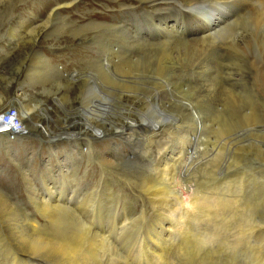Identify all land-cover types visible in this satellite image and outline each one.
I'll return each instance as SVG.
<instances>
[{"label": "rangeland", "instance_id": "374dc122", "mask_svg": "<svg viewBox=\"0 0 264 264\" xmlns=\"http://www.w3.org/2000/svg\"><path fill=\"white\" fill-rule=\"evenodd\" d=\"M71 1L75 4L57 8L58 3L64 5ZM122 1L135 4V14L130 12L127 14L126 10L115 0H0V99L3 101L2 108L18 107L19 117L26 124L25 132L17 139L21 141L8 142L4 138L5 134L0 133L1 199L6 203L10 201L7 204L16 211L18 216L15 217L20 222L22 220L23 227L28 231H30V227L27 217L29 214L36 215L41 223L42 237H50L53 240L60 239V241L71 240L70 231L82 227L86 230L90 229L91 233L98 232L105 240L107 239L105 243L107 252L114 251L113 259L123 256L120 258L122 263L125 261L123 264H142L143 262L140 261L143 255L146 256V248H155L160 251L155 239L152 240L149 236L151 234L152 238L156 237L154 234L155 225L163 224L164 228L160 230L159 236L165 238L167 235L171 236L174 232L173 226L178 223L181 228L176 227V231H178H175L172 238L166 241L167 252L173 254V261L172 259L168 260L171 263L174 262L173 264H255L257 259L260 264H264V185H262L264 184V26H260L256 31L259 20L264 16L262 2L254 0L250 2L251 6L248 5L243 9L244 11L241 10L238 14L228 17L223 27L225 32L222 30L223 32L221 31L222 33L220 32L212 43L192 44L183 41L184 44L181 45L180 42H169L168 49H173L175 44H178L180 49L184 46V49H181L183 62L177 51L175 53L178 70L176 71L177 75H173V82L177 86L181 82L185 83L188 76L192 77L196 83V92H198L201 83L207 82L209 85H214L213 88L210 86L207 90L205 89L206 93L202 89L204 92L201 94L202 100L199 96H197L199 100H192L194 110L199 111L198 114L201 116L199 117L201 122L199 127L201 128L198 129L194 137L184 141L186 142L184 152L192 153L187 154V157L192 161H186L187 164H190L189 168H185L183 165L184 167L180 166L179 170H176V178L171 181L177 180V185L167 181L168 178L158 181L160 179L158 172L159 170L163 172L164 169L160 162L165 159L166 153L174 145L175 138L186 130H195V124L183 104L181 106L178 102L169 100L171 99L170 90L160 93L158 109L152 112L156 119L169 121L168 127L166 126L155 139L147 141L139 131H136L138 137L136 139L131 135L116 136L115 132L118 133V131L113 126H109L104 137L93 138L90 144L83 135L80 137L83 142L80 140L72 142L73 145L78 144L80 149L82 146L85 147V153L82 152L81 155H78L75 151L71 152L70 149L69 140L74 136L65 134L59 139L56 138L55 141H59L54 143L44 132L42 122L44 125H51L53 129H56L58 125L62 127V130L64 129L65 125L62 122L65 116L64 107H66L74 109L72 111V115H74L70 117L72 122L80 120L79 123H74L71 127L73 134L78 132L79 136L82 133L93 135L92 131L87 130V126L82 120L83 117L77 115L75 109L82 105L81 96L85 91L84 81L87 75L91 76L92 88L95 87L96 94L103 100L110 102V100L114 101L119 97L115 84H110L112 81H106L108 84L104 83L108 76L99 64L101 59L113 53L104 46L106 43L108 44L109 41L118 43L116 46L118 55L127 57L130 62H133L135 58L139 61V57L145 56L143 50L138 48L139 46H135L138 43H133L134 36L143 42L144 45L141 44V46L146 49H150L152 45L155 48L156 43L162 41L157 28L153 26L152 19L150 21L142 20L139 23H134L135 21L132 20L136 16V5L137 15H140L141 18L143 7L149 9L148 2L145 0V2ZM139 2L143 3L142 8L139 7ZM204 2L200 1L195 4L199 6V8H195V13L202 16L201 18H204L209 10V3ZM160 6L165 7L164 5ZM183 12L185 17L179 10L170 11V13H176L179 16L173 14L176 15L175 19L173 15L172 18L169 16V25L175 26L178 31L183 29L181 34L189 30L190 33L186 34L194 36L200 33L199 35H203L204 29L191 24V12L188 10H183ZM123 14L127 19L124 23L127 25V31H122H125L126 34L119 31L118 28L112 27L114 24L119 25V19L123 17ZM254 14L259 16L255 17L258 21L253 19ZM249 19L250 21H248ZM113 29L118 30L115 32ZM159 29L163 32L164 28L159 26ZM198 29L200 32L196 33ZM242 29L243 31H241ZM227 32H230L229 35ZM244 37H246L245 40ZM261 44L263 45L262 49L259 48ZM214 47L217 49L215 50ZM104 50L109 52L106 53ZM232 52L234 53L232 54ZM205 54L206 56H204ZM239 55L240 58H238ZM194 60L196 61L194 62ZM200 63L205 66L206 76L202 77L205 81L198 74ZM144 67L151 70L154 65L146 64ZM234 68L235 72H233ZM183 69H190L194 74L185 75ZM72 72H79V74L74 73L77 76L87 75H80V80L75 82L71 78L72 76L70 77ZM236 72L238 73L236 74ZM58 83H63L64 88H61L62 86ZM65 87L67 88L65 89ZM142 89L153 93L156 91V86L152 82L143 83ZM185 89H187L186 86ZM57 90L59 91L57 92ZM164 93L168 94L170 98H167ZM128 96V94L124 96V101L132 100ZM136 104L149 107L145 102L136 101ZM34 106L47 108L51 118L38 111L32 114V119L24 117L23 111L34 109ZM133 116L139 120L136 114ZM172 119H175L174 122L170 121ZM37 121L40 124L34 125ZM72 155L74 156L73 160ZM170 171L167 173L169 177L172 175V171ZM143 181L162 183L161 188L168 189V191L164 190L166 191L164 194L168 198L164 202H160L159 199L162 196L156 197L152 195L153 193L144 191ZM48 184L53 189H46ZM229 187L235 191L234 195L240 198L237 200L234 197V203L222 205V209L220 208L216 213L212 211L211 214L203 212L204 208L200 209V207H205V201H200V207H198L197 201V208L192 210L193 203L189 202L188 195L184 194L189 193V197L193 195L191 199L193 198L194 201V197L196 198L199 194L202 195L207 191L203 195L206 199L207 197L211 199L214 196L222 195ZM181 188L186 191L182 193ZM33 192H36L37 197L41 195L48 201L54 200L61 206L71 208L74 215L59 213L60 215L56 216L55 221L48 222L40 215L33 199ZM50 192H54L55 197ZM237 192L240 194L238 195ZM180 195L190 204H182V208L179 207L176 212L173 210L175 206L170 203V200L176 203L181 202V198H178ZM247 196L249 199L244 200ZM246 200L248 201L246 202ZM249 201L251 204L248 203ZM84 202L85 206L81 207ZM250 206L255 207L253 209ZM167 208H170L169 211L166 210ZM182 213L185 216L181 221L176 216ZM164 215V219H169L168 215L170 220H163ZM8 218L3 220L0 217V264H11L10 254L15 252L11 244L14 242L12 237L15 238L16 235L13 231L11 216ZM56 221L59 225L56 224ZM75 222L76 224H74ZM122 223L126 225L123 228H121ZM255 224L259 225L255 226ZM182 226L186 229L183 230ZM253 226H258V229ZM61 232H64L66 236L63 237ZM10 233H12V237ZM262 235L263 237H261ZM177 250H180L183 255L181 256V252ZM257 251L259 255H257ZM23 255L26 256L25 254L19 255L18 258L16 257L17 260H21ZM138 259L140 261L137 262ZM118 264L120 263L118 262Z\"/></svg>", "mask_w": 264, "mask_h": 264}, {"label": "bare ground", "instance_id": "6f19581e", "mask_svg": "<svg viewBox=\"0 0 264 264\" xmlns=\"http://www.w3.org/2000/svg\"><path fill=\"white\" fill-rule=\"evenodd\" d=\"M117 2L118 5H120L122 8H124L126 10V13L128 14L129 12L132 14L134 13V5L135 4H128L125 1L122 0H115ZM139 1H144V0H139ZM146 2H148L149 4V9L148 8H144L143 7V3L139 2V7H143V12L141 14V18L139 17L140 15H137V5L135 7V12H136V16L133 17V21H135L134 23H139L142 20H148L150 21V19L153 20V26H155L157 28V32L159 33L162 41L160 40L159 42L156 43V47L154 48L153 45L151 46L150 49H146L144 48V46H141V44H143L142 41L137 40V36H134L135 40H134V44L138 43L135 46H139L138 48L142 49L145 56H141L138 58L139 61L135 60L133 62H130L128 60V58L124 57V56H120L118 55V50H116V46L118 43H116L115 41H109V43L105 44L104 46L107 47L110 51H112V54L107 55L105 58L101 59L99 61L100 67L103 70V72L106 74V76H108L107 80H104L106 84H108L106 81H112L110 82V84H115V87L118 89V95L119 97L117 98V100H110L106 101L103 100L101 97H99L96 94V89L94 87V89L92 88V79L91 76L87 75V74H83L81 76H86L85 79V94L83 92L82 96H81V106L78 107L77 109H75V111L77 112V115H81L83 118V122L86 124L87 126V130L88 131H92L93 135H89V134H81L79 136L80 133H74L71 131V127L73 126L74 123H79L80 120H73V122L70 120L73 115H72V111H74V109H69L64 107L65 109V116L63 117V122L62 124H64L65 126L63 127L64 129L62 130L61 126H57L56 129H53L51 125H44L43 122L41 123L43 126V130L45 133L48 134L49 138L52 139V141L55 143L59 140L55 139H59L61 137H63V135L65 134H70V136H74L72 137V139H70V149L71 152L75 151L78 155L82 154V152H84L85 147L82 146V148L80 149L79 145H73L72 142H74L75 140H80L83 142V140L80 138L82 135L85 136L84 138H86V141L89 142V144L92 142L93 138H98L99 136L104 137L105 131L109 129V126H113L115 128V130L118 131V133L115 132L116 136H125V135H131V137L133 138H138L137 137V132H142L141 134H143L144 137H146L147 141L155 139V137L162 132V130H164L167 126V123H169V121L166 120H158L156 119V117L152 114V112H154L155 110L158 109L159 106V100L161 99V92H163L164 90H170L171 93V99L169 100H174L175 102H178V104H182L186 107L185 109L187 110V112L191 115V118H193V122L195 124L194 128L195 130H189L183 133H180L178 135V137L175 138V142L174 145L170 148V150L168 151V153H166L165 159L161 160L160 164L161 166L164 167L163 172L160 171L159 169V180L161 179H166L168 178L167 181H171V179L176 178V170L178 168H180V166L185 165V168H189L190 164L188 165L186 163L187 160H191V158L187 157V154L190 153V151L188 153L184 152L185 149V144L186 142L185 139H190L192 138V136L194 137L195 133L198 132V129L201 128L200 126V119L199 117V111H195L193 106H192V100H197L199 96L201 99V94H203L204 92L202 91V89H204L205 93L208 87H212L214 85H209L207 82L205 84H200L201 86L198 87V92H196V88L195 85L196 83H194V80L192 77L188 76V80H186L185 83H180L178 86L176 85V83L173 82V75H177L176 71L177 69V59L175 57V53L177 51L178 55L180 56V60L183 62V59L181 57V49L184 47H180L177 46L175 44V47H173V49H168V45L169 42L174 41V42H180L181 45L184 44L182 43L183 41H186L188 43H192V44H196V43H200V44H207V43H212L216 40L217 36L219 35V33L223 30L224 25L226 24V21L228 19V17L232 16L233 14H238L239 11L243 10L245 7H247L248 5H250V2L254 1V0H145ZM144 1V2H145ZM200 1H207L209 4V10L208 13L206 14V16L204 18H201L200 16H198L195 11H196V7L199 8L198 2ZM260 1V3H263L264 6V0H258ZM205 3V2H204ZM72 5L75 4L74 2H70V3H65L64 5L58 3L57 8L62 7V6H66V5ZM79 4V3H78ZM203 4V3H202ZM160 5H164L165 7H161ZM148 6V5H147ZM181 6V7H179ZM204 6V5H203ZM206 6V5H205ZM251 6V5H250ZM262 6V8H263ZM56 8V9H57ZM172 10H179L181 12V15H184V11H189L191 12V24L200 28V29H204L205 33L203 35H199L200 33V29H198V31L196 33L199 34H195L194 36L191 34H186V33H190V31L188 30L187 32H185L184 34H181L182 30L178 31L175 26H171L168 23V17L170 16L172 18L173 14L176 13H170V11ZM205 10V8H204ZM252 10V9H251ZM262 10V9H261ZM244 11V10H243ZM258 12V11H257ZM264 13V9L263 12ZM187 14V13H186ZM240 14V13H239ZM250 14V13H249ZM252 14V13H251ZM257 14V13H256ZM167 15V16H165ZM177 15V14H176ZM176 15H173L174 19L176 17ZM255 15V14H254ZM260 15V14H259ZM264 15V14H263ZM262 15V16H263ZM133 16V15H132ZM179 16V15H177ZM258 16V15H257ZM256 15L254 16V20H257L255 17H257ZM261 16V17H262ZM259 17V16H258ZM236 18V17H235ZM184 19V18H183ZM182 19V20H183ZM234 19V18H231ZM248 19V18H247ZM130 20V19H129ZM236 20V19H235ZM253 20V21H254ZM127 21L125 15L123 14V17L121 19H119V25L118 24H114L112 27L118 28L119 31L122 30H126L127 25H124V23ZM233 21V20H232ZM250 21V19L248 20ZM258 21V20H257ZM254 21V22H257ZM259 24L257 25L256 31L259 30L260 26H264V16L261 18V20H259ZM184 22V21H183ZM235 22V21H234ZM236 23V22H235ZM159 24V25H158ZM181 24V23H180ZM229 24V22H228ZM249 24V23H248ZM257 24V23H256ZM112 25V24H110ZM231 25V24H230ZM237 25V24H236ZM159 26L163 29V32H161V30L159 29ZM201 26V27H200ZM34 27V26H33ZM111 28V26H108ZM167 27V28H166ZM179 27V26H178ZM236 27V26H235ZM234 27V28H235ZM245 27V26H244ZM117 29V30H118ZM154 29V28H153ZM238 29V28H237ZM263 29V28H262ZM114 30V29H113ZM116 30V31H117ZM235 30V29H234ZM36 31V30H35ZM115 31V30H114ZM113 31V32H114ZM115 31V32H116ZM125 31H122L125 33ZM224 31V30H223ZM222 31V32H223ZM243 31V29L241 30ZM240 31V32H241ZM262 31V30H261ZM264 31V29H263ZM207 32V33H206ZM221 32V33H222ZM225 32V31H224ZM254 32V31H253ZM118 33V32H117ZM121 33V32H120ZM193 33V32H192ZM228 33V32H227ZM230 33V32H229ZM228 33V35H229ZM242 33V32H241ZM240 33V34H241ZM245 33V32H244ZM264 33V32H263ZM126 34V33H125ZM243 34V33H242ZM247 34V33H245ZM252 34V33H251ZM116 35V34H115ZM158 35V34H157ZM156 35V36H157ZM158 35V36H159ZM199 35V36H198ZM222 35V34H221ZM231 35V34H230ZM196 36V37H195ZM223 36V35H222ZM226 36V35H225ZM241 36V35H240ZM184 37V38H183ZM185 37H189V38H185ZM239 37V36H238ZM258 37V36H257ZM127 38V37H126ZM147 38V37H146ZM230 38V36H229ZM227 37V39H229ZM233 38V37H232ZM248 38V37H247ZM252 38V37H251ZM260 38V37H259ZM118 39V38H117ZM238 39V38H236ZM246 39V37H244V40ZM253 39V38H252ZM261 39V38H260ZM259 39V40H260ZM141 40V38H140ZM145 40V39H144ZM221 40V39H220ZM224 40V39H222ZM232 40V39H231ZM242 41V39H240ZM239 40V41H240ZM243 40V41H244ZM118 41V40H117ZM233 41V40H232ZM106 42V41H105ZM145 42V41H144ZM173 42V43H174ZM225 42V41H222ZM222 42H220L222 45ZM234 42V41H233ZM236 42V41H235ZM245 42V41H244ZM261 42V41H260ZM263 42V41H262ZM120 43V42H119ZM123 43V42H122ZM149 43V42H148ZM154 43V42H153ZM152 43V44H153ZM218 43V42H217ZM249 43V42H248ZM259 43V42H258ZM264 43V42H263ZM146 44V43H145ZM172 44V43H171ZM133 45V44H132ZM144 45V44H143ZM180 45V46H181ZM212 45V44H211ZM214 45V44H213ZM219 45V44H218ZM231 45V44H230ZM260 45V44H258ZM129 46V45H128ZM146 46V45H145ZM199 46V45H198ZM209 46V45H208ZM215 46V45H214ZM252 46V45H251ZM119 48H122L120 46H118ZM134 47V45H133ZM187 47V46H186ZM201 47V46H200ZM232 47V46H231ZM234 47V45H233ZM259 47V46H258ZM263 48V45L261 44V46L259 48ZM129 48V47H128ZM130 48H132L130 46ZM149 48V47H148ZM215 48V47H214ZM212 48V49H214ZM218 48V46H217ZM215 48V50L217 49ZM222 48V46H221ZM220 48V49H221ZM225 48V47H224ZM261 48V49H262ZM184 49V48H183ZM188 49V48H187ZM211 49V48H210ZM209 49V50H210ZM255 49V48H254ZM260 49V50H261ZM219 50V49H218ZM228 50V49H227ZM241 50V49H240ZM247 50V49H246ZM105 51V50H104ZM138 51V50H137ZM212 51V50H211ZM233 51V50H230ZM258 51V50H257ZM106 53L109 51H105ZM142 52V51H141ZM140 52V53H141ZM201 52V51H200ZM208 52V50H207ZM236 52V51H235ZM238 52V51H237ZM261 52V51H260ZM195 53V52H194ZM193 53V54H194ZM209 53V52H208ZM207 53V54H208ZM217 53H222V52H217ZM227 53V51H226ZM234 52H232L233 54ZM196 54V53H195ZM202 54V53H201ZM236 54V53H235ZM263 54V53H261ZM142 55V54H141ZM253 55V54H252ZM206 56V54L204 55ZM203 56V58H204ZM213 56V55H212ZM225 56V55H224ZM248 56V55H247ZM41 57V56H40ZM191 57V56H190ZM210 57V56H209ZM222 57V56H221ZM144 58V59H143ZM192 58V57H191ZM190 58V59H191ZM194 58V57H193ZM201 58V57H200ZM212 58H217V57H212ZM211 58V60H212ZM240 58V55L239 57ZM257 58V57H256ZM142 59V60H141ZM209 59V58H208ZM226 59V58H225ZM232 59V56H231ZM197 60V59H196ZM194 60V62L196 61ZM199 60V59H198ZM205 60V59H204ZM215 60V59H214ZM213 60V61H214ZM202 61V60H201ZM208 61V60H207ZM223 61V60H222ZM189 62V61H186ZM210 62V61H208ZM238 63V61H236ZM245 62V61H244ZM191 63V62H190ZM189 63V64H190ZM212 63V62H211ZM262 63V62H261ZM147 65H154L153 69L149 70L147 68H145L144 66ZM195 64V63H194ZM205 64V63H204ZM222 64V63H221ZM226 64V63H225ZM259 64V63H258ZM180 65V64H179ZM207 65V63H206ZM230 65V64H229ZM49 66V65H48ZM232 66V65H230ZM233 66H235L233 64ZM242 66V65H241ZM244 66V65H243ZM259 66V65H258ZM190 67V66H188ZM192 67V66H191ZM195 68V66H193ZM210 67V66H209ZM213 67V66H212ZM229 67V66H228ZM227 67V68H228ZM124 68L125 70L121 69ZM187 68V67H186ZM216 68V67H215ZM230 68V67H229ZM196 69V68H195ZM213 69V68H212ZM211 69V70H212ZM219 69V68H218ZM222 69V68H221ZM220 69V70H221ZM217 71V68L215 69ZM224 70V69H223ZM242 70V69H241ZM77 71V70H76ZM184 74L185 75H191L193 73L192 70H187V69H183ZM196 71V70H195ZM213 71V70H212ZM239 71V70H238ZM220 72V71H219ZM233 72H235V68L233 70ZM74 73H78L79 72H72L70 74V77L73 78V81L77 82L80 80V75L77 76V74ZM218 73V72H217ZM238 72H236L237 74ZM74 74V75H73ZM194 74V73H193ZM198 74L202 77L205 78L206 76V70H205V66L203 65V63L199 64V71ZM211 74V73H210ZM231 74V73H230ZM179 75V74H178ZM216 75V74H215ZM181 76V75H180ZM234 76V75H233ZM76 77H79L78 79H75ZM114 77V79H113ZM195 77V76H194ZM215 77V76H214ZM191 78V80H190ZM202 78V79H204ZM210 78V76H209ZM213 78V77H212ZM83 79V78H82ZM81 79V80H82ZM162 79V80H159ZM185 79V78H184ZM198 79V78H197ZM211 79V78H210ZM216 79V78H215ZM235 80V79H234ZM200 81V79H199ZM199 81H197V83L199 84ZM205 81V79H204ZM238 81V80H237ZM256 81V80H255ZM152 82V84H154L156 86V91L153 93L147 92L146 90L142 89V85L147 84ZM184 82V81H183ZM209 82V81H208ZM257 82V81H256ZM211 83V82H209ZM225 83V82H224ZM232 83V82H231ZM235 83V82H234ZM159 84V86H158ZM220 84V82H219ZM222 84V83H221ZM245 84V83H244ZM58 85H61V88H64L63 83H58ZM65 85V84H64ZM174 85V86H173ZM218 85V84H215ZM223 85V84H222ZM261 85V84H260ZM146 86V85H145ZM144 86V87H145ZM185 86L187 89H185ZM68 87V86H67ZM65 87V89L67 88ZM232 87V86H231ZM60 88V89H61ZM92 88V89H91ZM213 88V87H212ZM211 88V89H212ZM59 89V90H60ZM206 89V90H205ZM220 89V88H219ZM218 89V90H219ZM57 90V92L59 91ZM83 90V89H82ZM153 90V88H152ZM172 90V91H171ZM213 90V89H212ZM211 90V91H212ZM226 90V89H225ZM229 90V89H228ZM260 90V89H259ZM262 90V89H261ZM210 91V92H211ZM216 91V90H215ZM203 92V93H202ZM208 92V91H207ZM217 92V91H216ZM56 93V92H55ZM87 93V94H86ZM150 93V94H149ZM176 93V95H175ZM263 93V92H262ZM62 94V93H61ZM67 94V93H66ZM127 94L129 95L128 97L132 98V100H126L124 101V96ZM167 98H170L168 94L164 93ZM264 94V93H263ZM86 95V97H85ZM60 96V95H59ZM211 96V95H210ZM68 97V96H67ZM12 99V98H11ZM20 99V98H19ZM164 99V98H163ZM203 99V98H202ZM201 99V100H202ZM207 99V98H206ZM63 100V99H62ZM199 100V99H198ZM14 101V100H13ZM16 101V100H15ZM137 102H145V104L149 105V107H146V105L143 106H138L136 104ZM208 101H211L208 99ZM188 102V103H185ZM3 101H1L0 99V114L5 111L8 107H3ZM64 106V105H62ZM195 106V105H194ZM15 107V106H14ZM18 108V107H17ZM2 110V111H1ZM41 112L42 114L44 113V115H46L48 118H51V115L49 114V111L47 108H42L40 106H34V109L31 110H27L25 109L23 111V115L26 118H30L32 119V114H34L35 112ZM186 113V112H185ZM133 114H136L139 117V120L137 118H135L133 116ZM188 115V114H187ZM186 116V115H185ZM62 118V117H61ZM53 119V118H52ZM176 119V118H175ZM175 119L170 120L171 122H174ZM23 122V132L18 135V137H16L15 140L11 141V140H7L9 142H14L16 141L24 132H25V126L26 124L24 123L23 120H21ZM82 122V123H83ZM37 123H39V121L35 122L34 125H36ZM40 124V123H39ZM38 126V125H37ZM181 126V125H180ZM168 127V126H167ZM67 130V131H66ZM42 131V130H41ZM137 131V132H136ZM172 131V130H171ZM136 132V134L134 135V133ZM5 134V136H7V134L5 132H0ZM171 134V133H170ZM198 134V133H197ZM75 135H78L79 137H75ZM82 136V137H83ZM141 136V135H140ZM189 137V138H188ZM198 137V136H197ZM83 138V139H84ZM142 138V137H141ZM159 138V137H158ZM66 139V138H65ZM194 139V138H193ZM141 140V139H139ZM52 142V143H53ZM189 142V141H188ZM85 143V142H84ZM151 143V142H150ZM172 143V142H171ZM235 143V142H234ZM152 144V143H151ZM190 144V143H188ZM89 146V145H87ZM190 147V145H189ZM88 148V147H87ZM115 148V146H114ZM187 148V147H186ZM164 149H168V148H164ZM152 150V149H151ZM150 150V151H151ZM187 150V149H186ZM167 151V150H166ZM188 151V150H187ZM91 152V151H90ZM85 153V152H84ZM194 154V153H193ZM99 155V154H98ZM123 155V154H122ZM125 156V155H124ZM164 156V155H163ZM108 157V156H107ZM74 156L72 155V160H73ZM193 158V157H192ZM102 159V158H101ZM110 159V158H109ZM124 159V158H123ZM107 160V159H106ZM128 160V159H127ZM76 161V160H75ZM81 161V160H80ZM79 161V162H80ZM82 162V161H81ZM186 163V164H185ZM77 166V165H76ZM184 167V166H183ZM171 170L170 172L172 173L171 177L168 176V171ZM179 170V169H178ZM189 171V170H188ZM156 172V171H155ZM169 172V174H170ZM186 172V171H185ZM78 173V172H77ZM184 174V173H183ZM156 175H158L156 173ZM69 179V178H68ZM74 180V179H72ZM242 180V179H241ZM44 181V180H43ZM156 181V180H155ZM162 181V180H161ZM179 181V180H178ZM187 181V179H186ZM109 182V181H107ZM173 184L177 185V180L176 181H171ZM170 182V183H171ZM62 183V181H61ZM208 183V182H207ZM227 183V182H226ZM107 184V183H106ZM204 184V183H203ZM231 184V183H230ZM237 184V183H236ZM239 184V183H238ZM242 184V183H241ZM49 185V184H48ZM46 186V189L50 190L52 187ZM218 185V184H217ZM229 185V184H226ZM234 185V183H233ZM243 185V184H242ZM264 185V184H262ZM162 183L159 184V182H151V181H143V189L144 191L147 190L149 193H153L152 195H155L156 197H161L159 200H161L160 202H164V200L168 197L165 196L164 190H167V188H161ZM171 186V185H170ZM208 186V185H207ZM230 186V185H229ZM237 186V185H236ZM145 187V188H144ZM169 187V185H168ZM175 187V186H174ZM219 187V186H218ZM155 188V189H154ZM172 188V187H171ZM230 188V187H229ZM226 189V192H224L222 194L220 188V192L222 195H218V196H214L212 197L211 195V199H209L207 197V199L204 197L203 193L202 195L199 194L198 196H196V198L194 197V201L191 199V197L193 196L191 193V197H189V193H184L186 190L182 189V193L188 195V199L189 202L193 203V208H197L196 202L198 203V207L201 206V202L200 201H205L206 203L204 204L205 207H200V209L204 208L203 212H207V214H211L212 211L213 212H218L221 208L222 205H228V203H234V197H236L235 191H232L231 188ZM241 188V187H240ZM53 189V188H52ZM212 189V188H210ZM209 189V191H210ZM214 189V188H213ZM212 189V190H213ZM218 189V188H217ZM154 190V191H153ZM204 190V189H203ZM224 190V189H223ZM243 190V188H242ZM240 190V191H242ZM33 191V190H32ZM52 191V190H51ZM146 191V192H147ZM178 191V190H177ZM205 191V190H204ZM215 191V190H214ZM199 192H201L199 190ZM218 192V190H217ZM244 192V190H243ZM34 193V197L33 199L35 200V204L39 209V213L40 215L46 219L48 222H53L55 221L57 218L56 216H59L61 213L64 215H74V212H72L73 210H71V208L69 207H64L61 206L57 203H55V201H48L46 197H42L41 195L37 197V195H35L36 192ZM207 193V191L205 192ZM204 193V194H205ZM212 193H215L212 191ZM50 194L54 195V192H50ZM148 194V193H147ZM179 194V193H177ZM176 194V195H177ZM220 194V193H219ZM238 194V192H237ZM236 194V195H237ZM240 194V193H239ZM238 194V195H239ZM243 194V193H242ZM90 195V194H89ZM167 195V194H166ZM197 195V194H196ZM207 195V194H206ZM237 195V196H238ZM261 195V194H260ZM1 196H2V192H1ZM0 196V217L3 218V220H7L9 219L8 217L11 216V220L13 221V231L15 232V238L12 237V233L11 237L12 240L14 241L13 244H11L13 250L19 254H25L26 256H24L21 260H17V258L19 257V255H17L15 252H11L10 254V261L11 264H30L31 262H33V264H118V262L120 264H123L121 262V257H119V259H117L115 257V259H113L114 257L113 252H107V247L105 246L106 240L104 239V237H102V235L97 233H91L89 230H86L84 227H79L81 229H75L70 231L69 234H71V240H62L60 241V239H56L53 240L50 237H42L41 236V230H40V225L41 223L39 222V220L37 219L36 215L34 214H29V216L27 217L28 222L29 223V227H30V231H28L25 227H23V223L22 220L21 222L19 221V219H17L15 216H18V214L16 213V211L7 203L10 202L8 201L7 203L5 201H3L1 199ZM105 196V195H103ZM195 196V194H194ZM244 196V195H243ZM262 196V195H261ZM55 197V195H54ZM149 197V196H148ZM153 197V196H152ZM264 197V196H263ZM57 198V197H56ZM174 198V197H173ZM181 202L179 201L178 203L176 202H172L170 200V203H173V206H175V208H173V210H175L176 212L179 210V207L182 208V204H190L189 202H187L188 200L183 198L181 195ZM237 198V197H236ZM240 198V197H238ZM237 198V200H238ZM243 198V197H242ZM248 198L245 197L244 200ZM93 199V198H92ZM249 199V198H248ZM109 200V198H108ZM120 200V199H119ZM169 200V199H168ZM242 200V199H241ZM243 200V201H244ZM156 201V200H155ZM167 201V200H166ZM248 200H246L247 202ZM111 202V201H110ZM240 202V201H239ZM256 202V201H255ZM253 202V203H255ZM176 203V204H175ZM243 203V202H241ZM248 203L251 204V202L249 201ZM262 203V202H261ZM81 204V203H80ZM84 204V205H83ZM82 204L81 207L85 206V202ZM152 204V202H151ZM164 204V203H163ZM238 204V203H237ZM247 204V205H250ZM256 204V203H255ZM79 205V204H78ZM108 205V204H107ZM160 205V203H159ZM230 205V204H229ZM235 205V204H234ZM243 205V204H242ZM154 206V205H153ZM172 206V205H171ZM245 206V204H244ZM264 206V205H263ZM90 207V206H89ZM227 207V206H226ZM230 207V206H228ZM249 207V206H248ZM251 207V206H250ZM253 207V206H252ZM251 207V208H252ZM255 207V206H254ZM253 207V209H254ZM259 207V206H258ZM257 207V208H258ZM157 208V207H156ZM159 208V207H158ZM232 208V206H231ZM251 208H249L251 210ZM162 209V208H161ZM170 208H167L166 210L169 211ZM172 209V208H171ZM222 209V208H221ZM227 209V208H226ZM155 210V209H154ZM259 210V208L257 209ZM248 211V210H247ZM140 212V211H139ZM175 212V213H176ZM180 212V211H179ZM202 212V211H201ZM202 212V213H203ZM260 212V211H259ZM161 213V212H160ZM222 213V212H221ZM248 213V212H247ZM163 214V212H162ZM171 214V213H170ZM220 214V212H219ZM223 214V213H222ZM251 214H253L251 212ZM257 214V213H254ZM71 215V216H72ZM200 215V213H199ZM203 215V214H202ZM228 215V214H227ZM246 215V214H244ZM259 215V214H258ZM70 216V217H71ZM176 216V215H175ZM185 215H183V213L181 215H177V219L182 221V218ZM224 216V215H223ZM202 217V216H201ZM252 217V216H251ZM23 218V217H22ZM39 218V217H38ZM56 218V219H55ZM72 218V217H71ZM163 220L165 221H169L170 217L167 215V218L169 219H164L165 215L162 217ZM172 218V217H171ZM223 218V217H221ZM254 218V217H253ZM173 219V218H172ZM211 219V218H210ZM217 219V218H216ZM256 219V218H255ZM70 220V219H69ZM161 220V219H160ZM258 220V219H256ZM255 220V221H256ZM76 221V220H75ZM156 221V220H154ZM173 221V220H172ZM178 221V220H177ZM176 221V222H177ZM222 221V220H221ZM246 221V220H245ZM254 221V222H255ZM50 222V223H51ZM57 222V221H56ZM64 222V221H63ZM114 222V221H113ZM253 222V225H254ZM259 222V221H258ZM5 223V222H3ZM25 223V222H24ZM61 223V222H60ZM81 223V222H78ZM166 223V222H165ZM252 223V222H251ZM26 224V223H25ZM56 224L59 225V223L57 222ZM67 224V223H66ZM76 224V222L74 223ZM74 224H72V226H75ZM170 224V223H169ZM250 224V223H249ZM5 225V224H4ZM15 225V226H14ZM174 225H175V220H174ZM184 225V224H183ZM259 225V224H255ZM261 225V224H260ZM264 225V224H263ZM10 225H8L9 227ZM64 226V225H63ZM125 223H122L121 228L125 227ZM168 226V225H167ZM170 226V225H169ZM173 226V225H172ZM247 226V225H246ZM250 226V225H249ZM254 228L258 229V226ZM11 227V226H10ZM45 227V226H43ZM71 227V226H70ZM69 227V228H70ZM176 227L177 228H181L180 224H176L175 226H173V230L174 232L171 234V236L175 233L176 231ZM199 227V226H198ZM251 227V226H250ZM3 228V227H2ZM53 228V227H52ZM164 228L163 224H158L157 226L155 225L154 227V234H156V237L150 236V239H155V241L157 242V246L159 245L160 247V251L155 250V248H146V256L143 255V257H141V261L138 259V261H140L141 263L145 262V264H173L174 262H170L169 260L172 259L173 261V254H171L170 252H167L168 248H167V243L166 241L169 240L170 238H172L171 236L167 235L165 238L159 236L160 235V230H162ZM183 230L185 227H183ZM7 229V228H5ZM12 229V228H11ZM44 229V228H43ZM186 229V228H185ZM45 230V229H44ZM47 230V229H46ZM49 230V229H48ZM248 230V229H247ZM250 230V229H249ZM7 231V230H6ZM11 231V230H10ZM67 231V230H65ZM152 231V230H151ZM169 231V230H168ZM178 231V230H177ZM176 231V232H177ZM180 231V230H179ZM239 231V230H238ZM60 232V231H59ZM104 233V232H103ZM124 233V232H123ZM171 233V231H170ZM180 233V232H179ZM260 233V232H259ZM61 234L64 236H66V234L64 232H61ZM68 234V235H69ZM149 234V233H148ZM162 234V233H161ZM250 234V233H249ZM252 234V233H251ZM261 234V233H260ZM259 234V235H260ZM74 235V236H72ZM61 236V235H60ZM141 236V235H140ZM248 236V235H247ZM257 236V235H256ZM174 237V236H173ZM263 237V235L261 236ZM261 237H259L260 239H262ZM54 238V237H53ZM258 238V236H257ZM65 239V238H64ZM174 239V238H173ZM208 239V238H207ZM259 239V240H260ZM264 239V238H263ZM262 239V241H263ZM59 240V241H57ZM171 241V240H170ZM174 241V240H173ZM261 241V242H262ZM11 243V242H10ZM152 244V243H151ZM169 244V243H168ZM148 247V246H147ZM180 247V246H179ZM195 247V246H194ZM181 248V247H180ZM159 249V248H158ZM177 249V248H176ZM179 249V248H178ZM194 249V248H193ZM199 249V248H198ZM110 251V250H109ZM144 251V250H143ZM178 252H181L180 250H177ZM167 252V253H166ZM258 253V251H257ZM115 254V253H114ZM135 254V253H134ZM142 255V254H141ZM140 255V256H141ZM181 256L183 255V253L181 252L180 254ZM259 255V253L257 254ZM117 256V255H116ZM120 256V255H119ZM136 256V255H135ZM14 257V258H13ZM17 257V258H16ZM138 257V255H137ZM136 258V257H135ZM139 258V257H138ZM134 259V258H133ZM137 259V258H136ZM169 259V260H168ZM185 259V258H184ZM125 260V259H124ZM190 260V259H189ZM116 261V262H115ZM132 261V260H131ZM135 261V260H134ZM136 262V261H135ZM257 264H260L259 260H256ZM255 262V264H256ZM142 263V264H143ZM138 264V263H137ZM186 264V263H185ZM189 264V263H188Z\"/></svg>", "mask_w": 264, "mask_h": 264}, {"label": "built area", "instance_id": "2783aa9c", "mask_svg": "<svg viewBox=\"0 0 264 264\" xmlns=\"http://www.w3.org/2000/svg\"><path fill=\"white\" fill-rule=\"evenodd\" d=\"M23 129V122L19 117L17 107L10 106L1 113L0 132H5L8 140H15L23 132Z\"/></svg>", "mask_w": 264, "mask_h": 264}, {"label": "crops", "instance_id": "0c3cea01", "mask_svg": "<svg viewBox=\"0 0 264 264\" xmlns=\"http://www.w3.org/2000/svg\"><path fill=\"white\" fill-rule=\"evenodd\" d=\"M4 138L6 139L7 138V136H5L4 135ZM7 140V139H6ZM8 141V140H7ZM18 141H21V140H16V141H14V142H12V143H15V142H18ZM23 141V140H22ZM9 142V141H8Z\"/></svg>", "mask_w": 264, "mask_h": 264}]
</instances>
